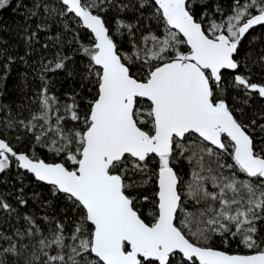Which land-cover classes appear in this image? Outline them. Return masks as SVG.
<instances>
[{
    "label": "snow or ice",
    "instance_id": "1",
    "mask_svg": "<svg viewBox=\"0 0 264 264\" xmlns=\"http://www.w3.org/2000/svg\"><path fill=\"white\" fill-rule=\"evenodd\" d=\"M0 184V264H264V0H0Z\"/></svg>",
    "mask_w": 264,
    "mask_h": 264
},
{
    "label": "trees",
    "instance_id": "2",
    "mask_svg": "<svg viewBox=\"0 0 264 264\" xmlns=\"http://www.w3.org/2000/svg\"><path fill=\"white\" fill-rule=\"evenodd\" d=\"M3 17L9 23H11L13 20L18 19L17 17L13 16L10 12H4L3 13ZM49 159L51 160L50 154H49ZM4 179L10 181V184L11 183H15L14 174L13 175H10V176H7V177H4ZM29 180L33 181V183H34V178L33 177H29ZM10 184L9 185H2V184H0V189H3L5 191L10 190ZM151 187H154V185H152ZM238 250L239 251H244L243 249H238Z\"/></svg>",
    "mask_w": 264,
    "mask_h": 264
}]
</instances>
